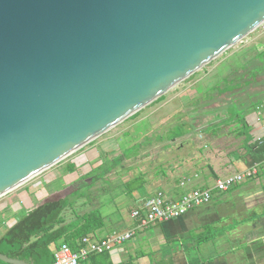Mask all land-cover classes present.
<instances>
[{
    "label": "water",
    "instance_id": "1",
    "mask_svg": "<svg viewBox=\"0 0 264 264\" xmlns=\"http://www.w3.org/2000/svg\"><path fill=\"white\" fill-rule=\"evenodd\" d=\"M263 23L264 0H0V197Z\"/></svg>",
    "mask_w": 264,
    "mask_h": 264
},
{
    "label": "crops",
    "instance_id": "2",
    "mask_svg": "<svg viewBox=\"0 0 264 264\" xmlns=\"http://www.w3.org/2000/svg\"><path fill=\"white\" fill-rule=\"evenodd\" d=\"M249 114L248 128L242 129L226 115L212 125L199 119L204 113L190 112L187 120L175 119L177 123L143 135L122 154L112 150L108 161L94 156L102 144L84 147L68 164L47 169L0 198V238L39 205L77 190L83 195L72 200L67 222L99 211L104 226L91 235L101 239L131 229L133 210L154 194L178 200L194 189H213L218 179L257 162L251 148L264 142V116ZM87 162L90 170L80 172ZM69 211L74 216L68 217ZM80 264H264V165L256 178L223 194L215 192L210 204L152 225L113 252Z\"/></svg>",
    "mask_w": 264,
    "mask_h": 264
},
{
    "label": "rangeland",
    "instance_id": "3",
    "mask_svg": "<svg viewBox=\"0 0 264 264\" xmlns=\"http://www.w3.org/2000/svg\"><path fill=\"white\" fill-rule=\"evenodd\" d=\"M261 52H264V23L173 87L164 95L163 100L151 103L139 111L137 116L133 117V115L84 147L88 149L102 144V148L98 153L95 152L94 156L97 155L102 161H108L112 158V150L122 154L124 148L132 146L140 138L142 140L143 135L165 126L169 127L171 123H177L175 119L187 120V114L190 112L208 115L206 118L199 117L203 122L214 121L213 118L217 113L225 115L231 105L238 111L245 112L248 117L249 113L255 112L257 119L262 118L264 116V56L260 55ZM259 123L263 122L259 121ZM181 130L180 127L177 132ZM84 147L50 168L68 164L74 156L83 154L81 152ZM90 158L91 156L86 161H91ZM89 163L81 165L80 172L89 171ZM106 171L103 169V173ZM71 216H74V213L69 211L68 217Z\"/></svg>",
    "mask_w": 264,
    "mask_h": 264
},
{
    "label": "trees",
    "instance_id": "4",
    "mask_svg": "<svg viewBox=\"0 0 264 264\" xmlns=\"http://www.w3.org/2000/svg\"><path fill=\"white\" fill-rule=\"evenodd\" d=\"M264 56V52H261ZM164 99L160 97L157 101ZM134 115L133 117L137 116ZM232 122L241 124L242 129L248 128L245 112H240L231 105L225 113ZM216 117V119H215ZM210 121L214 125L220 120L218 114ZM253 160L261 161L264 153V142H258L251 148ZM70 167L69 171H73ZM80 190L64 198L47 201L25 214L12 228L0 238V254L9 258L24 261L27 264H51L54 262L52 245L67 243L77 249V241L95 233L104 226V218L99 211H89L76 220L67 222L65 213L73 207L72 200L83 195ZM75 244V245H74ZM0 264H10L0 260Z\"/></svg>",
    "mask_w": 264,
    "mask_h": 264
},
{
    "label": "built area",
    "instance_id": "5",
    "mask_svg": "<svg viewBox=\"0 0 264 264\" xmlns=\"http://www.w3.org/2000/svg\"><path fill=\"white\" fill-rule=\"evenodd\" d=\"M262 165L264 153L261 161L252 163L245 171L218 179L213 189H194L178 200L168 198L163 192H159L133 210L132 218L135 225L131 229L116 231L101 239L87 235L77 241V249H73L67 243H61L53 250L52 264H80L92 256L113 252L152 225L178 219L190 211L210 204L215 192H228L247 180L256 178Z\"/></svg>",
    "mask_w": 264,
    "mask_h": 264
},
{
    "label": "bare ground",
    "instance_id": "6",
    "mask_svg": "<svg viewBox=\"0 0 264 264\" xmlns=\"http://www.w3.org/2000/svg\"><path fill=\"white\" fill-rule=\"evenodd\" d=\"M223 194V193H222ZM155 195V194H154ZM75 245V244H74ZM54 255V254H53ZM104 255V254H103ZM99 256V255H98ZM95 257V256H94ZM52 264V263H51Z\"/></svg>",
    "mask_w": 264,
    "mask_h": 264
}]
</instances>
